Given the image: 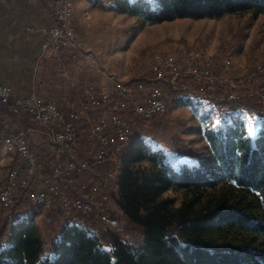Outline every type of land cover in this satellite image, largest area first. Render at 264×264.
<instances>
[{
    "label": "trees",
    "instance_id": "obj_1",
    "mask_svg": "<svg viewBox=\"0 0 264 264\" xmlns=\"http://www.w3.org/2000/svg\"><path fill=\"white\" fill-rule=\"evenodd\" d=\"M113 2L116 12L139 17L145 25L247 12L264 15V0ZM0 111L31 122L1 100ZM243 119L238 115L204 129L209 153L192 165H173L139 143L124 157L116 197L128 221L142 230L140 245L115 240L109 252L90 230L68 221L45 252L34 222L41 213L37 207L14 216L11 224L12 215L5 216L0 264H264V118L254 138ZM143 162L150 164L148 170L139 168ZM32 191H19L14 207L26 203ZM167 191L183 193L178 207L172 199H162Z\"/></svg>",
    "mask_w": 264,
    "mask_h": 264
},
{
    "label": "rangeland",
    "instance_id": "obj_2",
    "mask_svg": "<svg viewBox=\"0 0 264 264\" xmlns=\"http://www.w3.org/2000/svg\"><path fill=\"white\" fill-rule=\"evenodd\" d=\"M74 1L72 0L71 7L72 26L75 32L74 48L66 49L64 47L57 54V57L49 56L58 61L55 63L56 69L51 70L48 77H57L63 88H66V93H71L75 90L77 94V90L82 93L84 86L89 84L97 85L110 75L122 82L141 78L152 68L153 55L155 53L177 56L178 51L180 52L182 49L189 51L188 48H196L202 51L203 54L200 53L202 54L201 57L211 64L212 71H215L213 69L214 61L223 62L225 59L228 66H223L222 68L226 72H231L229 77L213 72L215 85L214 89L211 90L212 96L210 95V97L213 98V101L218 100L217 103L212 104V101H208L204 97L200 88H195L194 86H190L189 90H191V93L176 92L179 97L169 96V94L166 98V111L162 113V116L156 117L147 123L131 119L132 131L126 147L119 150L114 149L110 157L100 166H94L92 164L94 161H91L89 165L85 166L84 172L77 171L70 179L66 180L69 190L68 194L82 196V193L85 192V204L90 205V213L73 212L70 216H64L57 211L53 212L52 216L47 212L41 214L42 225L39 224L38 229L44 243L45 252L55 241L56 233L58 232L59 234L62 228V225H60L62 220L63 222L67 220L66 223L68 221L74 224L77 223L79 226L90 230V233H93L98 238L103 249L110 252L113 249L115 240L132 246H138L142 242V230L131 224L119 207L116 197L117 188L115 186L118 181L117 176L120 172L121 161L135 148L136 143L145 145L151 151L160 152L164 155L165 161H169L173 165H192L196 163L199 157L208 156L209 151L204 140L203 130L223 125L231 118L229 113L220 107L222 104H230L231 101L227 99L220 101V98H226L232 93L230 84L242 72H247L248 76L251 77L250 93L254 95L252 97H242L240 95V98L236 100L240 108L237 111L228 112L244 118L250 136L252 138L255 137L258 130L253 128L252 125L256 118H264V115H256L258 110L261 111L263 109L260 104V95L261 92H264V15L254 16L252 13L247 12L228 14L218 19L194 20L184 18L163 22L164 24L145 25L139 17L116 12L115 10V18L110 15H104L103 12L112 10L106 5L109 2L104 0V6L100 5V12H102L100 18H105L104 24L98 25L95 22L88 28L74 23ZM76 8L79 13L82 12V8L79 5ZM86 29L89 34L85 35ZM126 35H132L133 37L131 36L130 48L123 50L119 47L120 43L118 41ZM149 35L152 38L162 36L163 39L159 43L152 45L149 43ZM97 37L100 42L103 43L104 41V48H101L102 43L94 42ZM116 47L119 52L116 51L117 49L115 50ZM69 50L74 52V57ZM169 50L170 52L167 53ZM89 53L92 54V57L86 58ZM69 56L71 57L68 58ZM259 65L263 67L260 73H258L259 71L256 72L255 69ZM116 74L127 75L128 79H120ZM56 93L58 94V92ZM56 99L59 100L57 97ZM75 99L73 97L71 101ZM46 100L57 103V105H54L63 114L72 113L81 106L80 100L74 108L66 110L68 105H65L67 104L65 101L60 103L53 99ZM62 109L65 110L63 111ZM101 111L95 110L94 112H89L88 115L93 119H97ZM21 117L24 118L22 115ZM79 128L81 129H78L79 135L75 142L74 153L71 154L72 156L69 154L68 157L71 156L78 170H81L80 166L83 162L86 163L95 156L99 148L95 144L89 145L87 138H84L86 130L84 132L82 127ZM49 146L57 150L50 144ZM57 151L58 153L50 157L48 163L57 157L61 158V164L66 161L64 160V155L63 157L60 156L62 152L60 150ZM65 159L67 158L65 157ZM48 163L45 168H42L39 163V176L35 178L36 181L30 188L32 187L34 190L39 188L42 179L40 173L42 175L45 174L49 169ZM139 168L148 170L150 164L143 162L139 165ZM105 195L107 196V201L103 202L100 198ZM18 197L17 195L10 207L3 208L0 206V229L6 219L5 216H8V214L12 215L9 218V224H11L14 216L24 215L31 208L40 207L41 212H43L42 206L30 205L28 197L26 203L23 202L14 207ZM162 199H172L174 206L178 207L184 196L180 191H167L162 195ZM55 204H57L56 200ZM45 216H49L51 219L48 224L43 221ZM1 241L0 246L5 244V237H2Z\"/></svg>",
    "mask_w": 264,
    "mask_h": 264
},
{
    "label": "built area",
    "instance_id": "obj_3",
    "mask_svg": "<svg viewBox=\"0 0 264 264\" xmlns=\"http://www.w3.org/2000/svg\"><path fill=\"white\" fill-rule=\"evenodd\" d=\"M52 7L56 23L41 30L46 36L41 44V52L43 55L56 56L64 47L74 48L75 32L71 19L72 10L66 8V0H54ZM181 53V57L155 53L152 68L141 78L116 82L110 75L97 85L84 86L85 90L80 93V108L68 114L61 113L55 105L43 100L35 92L11 102V89L0 86V100L14 105L25 115L29 114L32 123L47 142L60 150L66 160L62 164L59 157L50 161L49 169L43 175L39 188L28 194L30 205L43 202L42 214L47 212L51 216L57 211L64 216H70L73 212L90 213V205L85 204V192L82 196L68 194L66 180L77 171L84 172L85 166L91 161H94V166H100L114 149L126 147L132 131L131 119L147 123L162 116V100L176 92L191 93L190 86L200 88L204 97L212 101V104L218 102L210 97L215 85L211 64L203 62L202 54L194 57L193 49H182ZM91 57L90 53L86 56ZM223 63L228 66L225 59ZM262 68V65L257 66L256 72L260 73ZM250 82L251 77L247 72L238 75L230 84L232 93L226 98H220V101L227 99L231 103L220 105L221 109L240 108L236 103L240 95L252 97L254 94L250 93ZM260 104L263 109L258 110L256 115H264V92H261ZM95 110H102L97 119L88 115ZM79 127H82L84 132L86 130L84 138H87L89 145L95 144L99 148L95 156L86 163L83 162L81 170H78L74 159L71 158L79 135L78 129H81ZM0 146L12 148L20 156V164L9 169L5 182L0 184V206L7 208L13 204L19 191L29 189L36 181L40 168L37 153L23 133L0 134ZM106 199V195L100 198L103 202H106ZM102 201L100 202L103 203ZM43 220L45 224L51 221L49 216H45Z\"/></svg>",
    "mask_w": 264,
    "mask_h": 264
},
{
    "label": "crops",
    "instance_id": "obj_4",
    "mask_svg": "<svg viewBox=\"0 0 264 264\" xmlns=\"http://www.w3.org/2000/svg\"><path fill=\"white\" fill-rule=\"evenodd\" d=\"M103 1L104 0H75V10L73 11L74 23L81 27L84 25L88 28L95 22L98 25L104 24L105 18H100V14L102 13L100 12V5L104 6ZM106 1L109 2H107L108 4L106 5L112 10L108 12L105 11L103 14L115 18L114 15L116 13L114 11L115 4L113 0ZM53 4L54 0H0V86H7L11 89V102L27 96L31 92H35L45 101H48L46 99H53L60 103H64L65 101V103H67L65 105H68L66 110H70L81 100L80 90H77L78 94L76 90L74 92L71 90V93H66V88H63L57 77H48L51 70L56 69L55 63L58 60L50 58V55H43L41 52V44L46 38V36L41 33V30L56 23L52 7ZM77 5L82 8V12L79 13L77 11ZM86 34H89L87 29L85 30V35ZM131 36L132 35H126L120 38V42L118 41V43H120L119 47L123 50L130 48V43L132 42ZM151 38L152 37L149 39V43L152 45L159 43L163 39L162 36ZM94 42L102 43L98 37ZM101 46V48L105 47L104 41ZM117 47L115 50L117 49L116 51L119 52ZM188 50H192V48H188ZM70 52L74 57V52ZM168 52H170V50L167 51V53ZM200 53H202V51L196 48L193 49L194 57L197 55L200 56ZM181 56V51H178L176 57ZM53 57H57V55ZM70 57L71 56L68 58ZM202 60L203 62L206 61L203 58ZM214 63L213 69L215 71L213 72L229 77L231 72H226L222 68L225 66L222 61H214ZM117 77L120 79H128L127 75L120 74L117 75ZM58 82L59 84H57ZM60 90L61 92H59ZM56 92H58V94ZM56 97L59 98V100H57ZM73 97L76 99L71 101ZM50 102L57 105V103L53 101ZM62 110L64 111L65 109ZM227 113H229L231 117L227 120V123H229L236 116L233 113ZM255 120L252 126L258 130L262 119L256 118ZM15 132H20L25 135L29 144L39 156L38 159L42 168L47 166L50 157L58 153L57 150L49 146L46 138L39 132V129L25 117L22 118L21 115L10 117L0 112V134L8 135ZM61 157H63V155H61ZM19 164L20 156L14 149L0 146V184L5 182L8 170L17 167ZM41 214L42 212L37 215L34 220L37 226H39V224L42 225ZM66 222L67 220L65 222L62 220L60 225L63 227ZM56 236H58V232ZM141 236L143 240V232H141Z\"/></svg>",
    "mask_w": 264,
    "mask_h": 264
},
{
    "label": "bare ground",
    "instance_id": "obj_5",
    "mask_svg": "<svg viewBox=\"0 0 264 264\" xmlns=\"http://www.w3.org/2000/svg\"><path fill=\"white\" fill-rule=\"evenodd\" d=\"M71 7H72V0H66V8L69 9V10H71ZM112 79H114L116 82H122V81L118 80L117 78H115L113 76H112ZM84 90H85V88H84ZM166 107H167V102H166V98H165V99L162 100V113H164L166 111ZM224 110L227 111V112L228 111H232L233 112V111H237L238 108H231V109H224ZM26 115L29 117V114H26ZM48 164H50V162ZM121 166H122V161H121V164H120L119 168H121ZM40 177H43L42 173H40ZM115 186H116V188H118V185L117 184H115ZM32 205L33 206H42L43 207V202H34V203H32Z\"/></svg>",
    "mask_w": 264,
    "mask_h": 264
}]
</instances>
